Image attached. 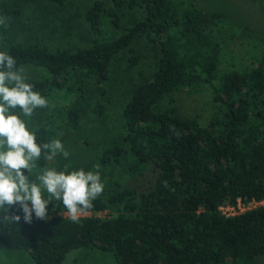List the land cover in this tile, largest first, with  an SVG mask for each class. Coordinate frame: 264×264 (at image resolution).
Instances as JSON below:
<instances>
[{
	"label": "trees",
	"instance_id": "trees-1",
	"mask_svg": "<svg viewBox=\"0 0 264 264\" xmlns=\"http://www.w3.org/2000/svg\"><path fill=\"white\" fill-rule=\"evenodd\" d=\"M108 1L106 7L94 0L83 11L95 36L87 46L51 50L5 37L1 51L18 66L45 72L27 80L43 96L75 94L63 105H51L31 130L43 144L77 128L86 82L102 94L111 58L124 51L127 64L134 65L133 40L147 41L156 57L154 70L134 86L121 109L120 142L126 149L114 144L101 160L127 150L138 162L151 163L152 186L145 192L108 190L77 221L54 214L67 211L59 201L49 203L47 220L33 214L31 223L15 207L8 214L21 216L16 223L0 212V250H22L33 264H60L76 248L110 253L114 264H264V206L229 217L217 210L237 198L264 199V48L248 65L227 61L222 47L235 30L224 12H205L193 0ZM251 1L264 12V0ZM125 9L139 10L141 18L117 33ZM5 14L0 11V21L9 24ZM197 80L211 88L213 120L199 125L178 117L171 105L152 110L165 94ZM37 165L34 177L50 167L43 152ZM103 211L107 216L93 215Z\"/></svg>",
	"mask_w": 264,
	"mask_h": 264
},
{
	"label": "rangeland",
	"instance_id": "rangeland-1",
	"mask_svg": "<svg viewBox=\"0 0 264 264\" xmlns=\"http://www.w3.org/2000/svg\"><path fill=\"white\" fill-rule=\"evenodd\" d=\"M94 0H62L60 3L50 0H0V11H6L5 18L9 24L0 23V51L4 48V38L10 37L16 42H30L45 45L51 50H74L78 46H87L95 36L89 31L83 19V11ZM109 7L108 0H99ZM194 4L205 12L222 11L226 14L228 24L235 30L231 40L223 44V57L236 65H248L251 56L264 48V12L260 11L251 0H193ZM141 18V12L122 10L119 16L117 33L129 27ZM109 31V30H108ZM116 33V34H117ZM136 63L128 65L124 51L117 52L110 60L108 78L100 83L104 92L93 91V85L86 82L83 88L84 101L78 109L79 123L75 130L64 129L56 139L62 140L70 157L65 160L58 155L50 161V167L63 170L67 165L69 171L83 168L96 171L99 165L104 192L112 189L132 188L145 192L155 179V170L151 163L138 162L125 150L114 159L111 155L105 159L106 151L114 144L126 149L120 142L123 134L121 109L129 93L139 82L145 81L154 70L155 55L150 44L142 38L133 40ZM230 61V60H229ZM26 76L39 79L45 72L42 69L24 66ZM58 94L60 97H58ZM44 96L48 107L37 109L34 115L24 117L29 130L38 126L48 116L51 105H61L74 97L72 92L58 91ZM97 104L98 111L94 110ZM173 106L180 118H192L199 125H205L216 115V104L212 101L210 86L204 81H194L190 85L177 87L165 94L152 106L153 111L163 112ZM25 174L27 175V171ZM34 178V175H33ZM102 193V194H103ZM54 203V201H51ZM106 211L95 212L97 217L107 216ZM57 216L68 217L61 211ZM84 213L81 216L89 215ZM113 214V213H112ZM80 216V217H81ZM0 264H33L28 254L22 250L1 249ZM60 264H114L110 253H103L92 248H76L66 253Z\"/></svg>",
	"mask_w": 264,
	"mask_h": 264
},
{
	"label": "clouds",
	"instance_id": "clouds-1",
	"mask_svg": "<svg viewBox=\"0 0 264 264\" xmlns=\"http://www.w3.org/2000/svg\"><path fill=\"white\" fill-rule=\"evenodd\" d=\"M25 72L12 55L0 51V212L5 221L16 223L21 216L8 214L15 207L23 213V221L31 223L33 214L47 220L49 203L59 201L67 210L64 214L77 221L104 191L99 165L94 166L96 171L44 167L33 178L42 152L47 161L58 155L67 160L71 154L60 139L38 143L35 132L21 119L20 114L30 118L35 110L48 107L47 98L27 82Z\"/></svg>",
	"mask_w": 264,
	"mask_h": 264
},
{
	"label": "built area",
	"instance_id": "built-area-1",
	"mask_svg": "<svg viewBox=\"0 0 264 264\" xmlns=\"http://www.w3.org/2000/svg\"><path fill=\"white\" fill-rule=\"evenodd\" d=\"M258 206H264V199L261 200H250L248 202H241L238 198L235 199V202L233 204H225V205H219L217 206V210L218 212L225 216V217H229V216H233V215H237L239 213L244 212L245 210H249ZM63 214L66 212H62ZM85 213H89V212H85Z\"/></svg>",
	"mask_w": 264,
	"mask_h": 264
}]
</instances>
